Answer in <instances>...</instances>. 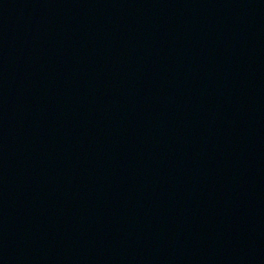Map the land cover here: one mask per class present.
I'll use <instances>...</instances> for the list:
<instances>
[{"label":"water","instance_id":"water-1","mask_svg":"<svg viewBox=\"0 0 264 264\" xmlns=\"http://www.w3.org/2000/svg\"><path fill=\"white\" fill-rule=\"evenodd\" d=\"M0 264H264V0H0Z\"/></svg>","mask_w":264,"mask_h":264}]
</instances>
